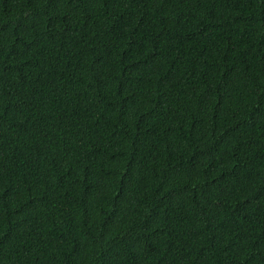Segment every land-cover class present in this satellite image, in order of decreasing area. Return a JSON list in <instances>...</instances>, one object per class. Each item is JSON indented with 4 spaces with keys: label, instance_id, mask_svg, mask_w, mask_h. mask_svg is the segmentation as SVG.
<instances>
[{
    "label": "trees",
    "instance_id": "16d2710c",
    "mask_svg": "<svg viewBox=\"0 0 264 264\" xmlns=\"http://www.w3.org/2000/svg\"><path fill=\"white\" fill-rule=\"evenodd\" d=\"M0 264H264V0H0Z\"/></svg>",
    "mask_w": 264,
    "mask_h": 264
}]
</instances>
